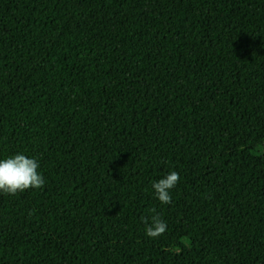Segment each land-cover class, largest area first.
Returning a JSON list of instances; mask_svg holds the SVG:
<instances>
[{
	"label": "trees",
	"instance_id": "obj_1",
	"mask_svg": "<svg viewBox=\"0 0 264 264\" xmlns=\"http://www.w3.org/2000/svg\"><path fill=\"white\" fill-rule=\"evenodd\" d=\"M263 146L264 0H0V264H264Z\"/></svg>",
	"mask_w": 264,
	"mask_h": 264
},
{
	"label": "clouds",
	"instance_id": "obj_2",
	"mask_svg": "<svg viewBox=\"0 0 264 264\" xmlns=\"http://www.w3.org/2000/svg\"><path fill=\"white\" fill-rule=\"evenodd\" d=\"M39 167L35 157H27L22 153L0 160V193L16 195L29 189L42 188L45 180ZM179 178V173L172 171L164 178L153 182L152 188L156 198L162 204L171 203L170 190L175 188ZM152 211L155 212V209ZM145 223L146 235L150 238H157L167 230L166 223L159 215H153L151 222L145 220Z\"/></svg>",
	"mask_w": 264,
	"mask_h": 264
},
{
	"label": "rangeland",
	"instance_id": "obj_3",
	"mask_svg": "<svg viewBox=\"0 0 264 264\" xmlns=\"http://www.w3.org/2000/svg\"><path fill=\"white\" fill-rule=\"evenodd\" d=\"M258 162L260 171L264 175V146L258 149Z\"/></svg>",
	"mask_w": 264,
	"mask_h": 264
}]
</instances>
